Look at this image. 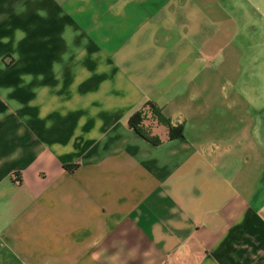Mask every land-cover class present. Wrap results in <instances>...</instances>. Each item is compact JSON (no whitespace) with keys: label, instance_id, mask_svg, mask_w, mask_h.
Segmentation results:
<instances>
[{"label":"crops","instance_id":"1","mask_svg":"<svg viewBox=\"0 0 264 264\" xmlns=\"http://www.w3.org/2000/svg\"><path fill=\"white\" fill-rule=\"evenodd\" d=\"M0 264H264V0H0Z\"/></svg>","mask_w":264,"mask_h":264},{"label":"trees","instance_id":"2","mask_svg":"<svg viewBox=\"0 0 264 264\" xmlns=\"http://www.w3.org/2000/svg\"><path fill=\"white\" fill-rule=\"evenodd\" d=\"M152 115L159 123L164 124L170 128V137L176 138L184 136V129L181 125H173L169 117H167L162 108L153 101H148L143 108L136 111L130 118V125L141 133L145 138L158 144L161 139L157 136H152L149 130L145 127V120Z\"/></svg>","mask_w":264,"mask_h":264},{"label":"rangeland","instance_id":"3","mask_svg":"<svg viewBox=\"0 0 264 264\" xmlns=\"http://www.w3.org/2000/svg\"><path fill=\"white\" fill-rule=\"evenodd\" d=\"M153 121V122H152ZM145 122L147 123V125H150L151 123L153 124V123H157V120L154 118V117H152V115H150L146 120H145Z\"/></svg>","mask_w":264,"mask_h":264}]
</instances>
